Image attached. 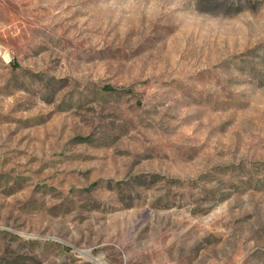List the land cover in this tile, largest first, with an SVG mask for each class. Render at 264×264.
Instances as JSON below:
<instances>
[{"label": "rangeland", "instance_id": "374dc122", "mask_svg": "<svg viewBox=\"0 0 264 264\" xmlns=\"http://www.w3.org/2000/svg\"><path fill=\"white\" fill-rule=\"evenodd\" d=\"M0 264H264V0H0Z\"/></svg>", "mask_w": 264, "mask_h": 264}]
</instances>
